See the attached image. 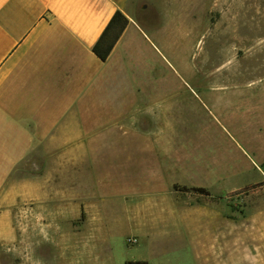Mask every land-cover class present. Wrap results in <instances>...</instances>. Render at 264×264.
<instances>
[{"label": "rangeland", "instance_id": "rangeland-1", "mask_svg": "<svg viewBox=\"0 0 264 264\" xmlns=\"http://www.w3.org/2000/svg\"><path fill=\"white\" fill-rule=\"evenodd\" d=\"M132 2L161 28L193 30L191 42L162 50L163 85L195 91L192 126L178 130L171 161L35 178L43 194L0 208V264H264V162L251 151L264 0ZM36 163L23 161L17 179Z\"/></svg>", "mask_w": 264, "mask_h": 264}, {"label": "crops", "instance_id": "crops-1", "mask_svg": "<svg viewBox=\"0 0 264 264\" xmlns=\"http://www.w3.org/2000/svg\"><path fill=\"white\" fill-rule=\"evenodd\" d=\"M141 16L132 0H0L1 209L43 194L35 178L67 167L98 176L120 161L173 159L178 130L192 126L187 93L195 91L163 85L162 50L191 42L193 30ZM124 18L101 59L93 46L106 48ZM263 104L264 88H253L251 151L260 163ZM27 160L39 163L17 179Z\"/></svg>", "mask_w": 264, "mask_h": 264}, {"label": "trees", "instance_id": "trees-1", "mask_svg": "<svg viewBox=\"0 0 264 264\" xmlns=\"http://www.w3.org/2000/svg\"><path fill=\"white\" fill-rule=\"evenodd\" d=\"M116 15H121V13L119 11H116L114 13V15H113L112 18L114 19V17ZM112 18H111V21L110 22H112V20H113ZM126 21H127L126 18H124V22L121 23L120 26L118 27V29L115 31V35H114L113 40L109 42V44L107 45L106 48L100 49V47H97L96 44L93 46V50L100 56L101 59H105L106 58L107 54L109 53V51H110V49H111V47L113 45V42L118 37V35L121 32V30H122L123 26L125 25ZM110 22L107 25V27L110 26ZM253 186H251V187H253ZM190 191L197 192V193H201V194H204V195H209L208 189H206L203 186L191 187L190 188Z\"/></svg>", "mask_w": 264, "mask_h": 264}, {"label": "built area", "instance_id": "built-area-1", "mask_svg": "<svg viewBox=\"0 0 264 264\" xmlns=\"http://www.w3.org/2000/svg\"><path fill=\"white\" fill-rule=\"evenodd\" d=\"M263 174H264V172H263Z\"/></svg>", "mask_w": 264, "mask_h": 264}]
</instances>
